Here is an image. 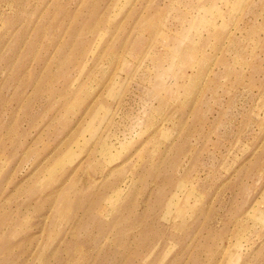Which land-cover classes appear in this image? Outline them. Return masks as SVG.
Returning <instances> with one entry per match:
<instances>
[{
  "label": "rangeland",
  "instance_id": "obj_1",
  "mask_svg": "<svg viewBox=\"0 0 264 264\" xmlns=\"http://www.w3.org/2000/svg\"><path fill=\"white\" fill-rule=\"evenodd\" d=\"M0 264H264V0H0Z\"/></svg>",
  "mask_w": 264,
  "mask_h": 264
},
{
  "label": "bare ground",
  "instance_id": "obj_2",
  "mask_svg": "<svg viewBox=\"0 0 264 264\" xmlns=\"http://www.w3.org/2000/svg\"><path fill=\"white\" fill-rule=\"evenodd\" d=\"M243 4H244V2H243ZM206 7H207V6H206ZM206 7H205V8H206ZM200 10H201V9H200ZM200 12H201V11H200ZM202 12H203V11H202ZM214 12H215V11H214ZM237 13H238V12H237ZM204 15H205V13H204ZM195 17H196V16H195ZM192 21H193V20H192ZM194 25H195V24H194ZM191 27H192V26H191ZM198 30H199V29H198ZM194 31H195V30H194ZM185 39H186V38H185ZM176 40H178V39H176ZM52 170H53V168H52ZM42 185H43V182H42ZM171 202H172V203L174 202V198H172ZM185 203H186V202H184L183 205H184ZM176 205H178V203H176ZM183 205H182V206H183ZM179 209H181V208H179ZM179 216L183 218V217H184V212H183V211H179Z\"/></svg>",
  "mask_w": 264,
  "mask_h": 264
}]
</instances>
